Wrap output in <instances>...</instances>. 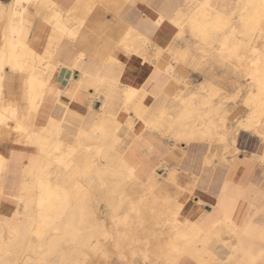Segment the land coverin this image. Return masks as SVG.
I'll return each mask as SVG.
<instances>
[{"label": "rangeland", "instance_id": "rangeland-1", "mask_svg": "<svg viewBox=\"0 0 264 264\" xmlns=\"http://www.w3.org/2000/svg\"><path fill=\"white\" fill-rule=\"evenodd\" d=\"M124 1L94 0L81 16L68 11L69 0L58 6L49 2L44 6L50 7L52 14L56 10L63 18L70 19L66 23L68 29L79 30L78 34H81L101 19H105L106 24L117 22V12ZM252 1L170 0L168 10L159 16L170 22L154 39L126 26L118 40L119 29H105L103 33L109 36L112 48L107 49L108 56L121 48L127 55L143 57L146 67L142 69L147 71L142 73H148V77L136 86L127 87L116 78L99 77L93 88L95 93L107 94L106 87L122 91L114 99V103L121 106L120 110H113L111 115L102 113L101 120L82 128L77 134L54 124L39 131L33 125L38 111L31 110L27 94L13 103L5 102L3 96L0 98V110L5 112L2 118L5 121L0 120V130L13 135L19 142L25 141L39 148L41 171L48 173L52 183L57 182V189L71 193L72 202L67 206L69 213L66 212L70 214L68 220L71 215L73 218L71 222L65 220V213L58 222L60 225L64 222L65 228L63 225L53 230L47 227L41 237L32 234V240L29 239L30 228L38 225L40 220L35 199L38 190L36 185L23 190L9 212L1 190L2 170L0 264H175L183 256L195 258L201 264H247L250 257H254L253 264H264V252L241 253L237 248V238L246 233L245 230L264 227V170L255 177L254 189L246 196L244 212H247V220L240 213L235 218L238 205H231L228 210L236 224L224 220L205 237V233L192 232V229L202 231L197 222H183L182 206L165 188V183H177L176 170L167 179L156 175L141 180L136 176L137 162L122 152L125 149L120 138L121 117H118L119 114L126 115L127 126H132L130 115H135L148 129L173 143L175 150L180 152H175V167L201 166L213 170V175L208 177L210 185L226 182V176L214 172L217 167L228 164L236 137L247 131L241 125L247 121L257 124L259 131L253 133L264 138V90L259 84L264 81V7L255 11L254 6L251 7ZM201 5L220 19L217 27L208 28L207 35L195 34L184 27L187 18ZM94 32L102 35L101 31ZM171 66L173 73H164L167 81L164 76L158 77ZM153 93L158 95L153 106H148L144 95ZM79 117L85 119L86 116ZM85 154L90 157L87 175L82 174L87 171L86 167L76 166ZM259 162L264 166V161ZM168 165L167 160L161 171L168 170ZM77 167L79 173L75 174ZM193 172L188 171L192 180L196 182L202 178ZM68 178L71 180L66 183ZM188 193L192 197L195 192ZM205 216L211 217V213L204 211L200 219ZM57 230L62 233L56 234ZM53 234L60 240L57 237L59 245L52 250L49 239L55 236ZM48 251L54 252L43 255Z\"/></svg>", "mask_w": 264, "mask_h": 264}, {"label": "crops", "instance_id": "crops-1", "mask_svg": "<svg viewBox=\"0 0 264 264\" xmlns=\"http://www.w3.org/2000/svg\"><path fill=\"white\" fill-rule=\"evenodd\" d=\"M37 1L30 0L28 3L26 0L23 1L20 8V15L23 17L16 19L22 30L20 40L27 47L29 45V48L34 51L32 63L29 56L22 62L28 66L34 63L33 66L36 65L37 73L43 72L44 77L41 74L38 75L46 81L44 94L47 95L48 90L50 92L48 93L50 96L48 104H40L38 117L33 125H36L39 131L50 124L62 125L68 129L69 133L77 134L82 128L91 127L95 125L96 120H101L102 113L111 115L113 110H120L121 106L114 103V99L122 91L119 92L111 87H106L107 94L102 93L100 96L95 93L93 88L97 85L99 77L116 78L123 84V87H127V85L136 86L148 77V73H142L147 71L146 68L142 69L145 66L142 62L143 57L136 54L127 55L121 48L115 49L108 56L107 49L112 50V48L108 39L109 36L104 35V30L119 29L117 35L119 40L123 36L122 31L125 30L124 28L130 26L145 36L154 39L161 29L165 31L167 23L170 22L164 20L163 24L158 23V17L168 10L170 0H125L117 12L118 21L106 24L105 19L104 21L101 19L100 22L93 23L95 28L89 25L91 28L79 34L81 36L87 35L84 38L80 37L82 40L85 39L83 43L79 39L77 43L70 37L62 38L59 43H52L49 39L50 17L48 18L52 12L46 6L38 5ZM53 1L58 4H65V0ZM12 2L13 0H0V7H2L0 11L4 9V12H0V33L3 28H7L8 17L12 13ZM69 2L67 8L71 9L77 0H69ZM8 11L10 13H7ZM5 13L10 15L7 16ZM107 26L108 28H106ZM95 30L97 32L101 31L102 35L99 32L95 34ZM1 35L0 49L4 43V36ZM94 35L98 39L97 44ZM175 41L176 37L172 40L171 46ZM146 63L153 65L148 61ZM10 71L12 70L7 66L3 72L6 81L2 89V96L7 103L18 101L20 96L27 94L25 78L29 74L28 72ZM158 93L144 95L145 101L149 102L148 106H153L152 102ZM79 116L86 117L83 119ZM119 116L121 117L120 138L125 149L122 152L123 155L137 162L136 176L138 178L147 180L158 175L167 179L173 173L172 171H177V183H165V188L171 192L172 196L177 198L178 203L182 206L183 222L186 221L190 224L197 222L204 233L211 232L214 226L216 227L224 218H228L236 224L228 210L234 204L238 205L234 217L236 218L240 213L245 215L247 220V212H244V208L247 206L245 201L254 189L255 177L264 170V166L259 162V160L264 161V138L253 132H241L234 141L235 146L231 150L233 155L228 157V164L224 167H217L216 172H214L226 176V182L216 184L213 182L210 185L209 178L213 175V170H207L201 166L175 167L173 163L175 152L177 154H180V152L175 150L173 143L168 142L158 132L148 129L145 122L135 118V115H130L133 121L132 126H127L126 123L129 122V119L126 115L119 114ZM4 138L10 143V148L9 161L6 163L3 172L1 190L4 193L5 208L10 212L23 190L33 185L32 178L41 171L42 156L39 148L37 149L30 143L19 142L8 132L4 135ZM183 148L185 149V147ZM167 160L170 164L168 170L161 171L162 165ZM189 170H193V173L202 176V178L195 182L188 177ZM188 191H194L195 193L191 197ZM204 211L211 213V217L205 216L206 218L200 219ZM239 227L241 230L244 228L243 225ZM245 232L237 238L238 250L241 253L250 252L252 254L264 252V240L261 238L264 235V227H250V230L247 229ZM175 264L201 263L195 258L183 256Z\"/></svg>", "mask_w": 264, "mask_h": 264}, {"label": "bare ground", "instance_id": "bare-ground-1", "mask_svg": "<svg viewBox=\"0 0 264 264\" xmlns=\"http://www.w3.org/2000/svg\"><path fill=\"white\" fill-rule=\"evenodd\" d=\"M23 1L25 0H13L12 2V13L11 15H7L5 13V15L9 16L8 18V23H7V28H3V29H6V30H3L2 29V32L0 33V35L2 34L4 36V43H3V46L2 48L0 49V98L2 97V89H3V86L5 84V81H6V77L5 75L3 74V72L5 71L6 67L8 66L12 71H21V72H28V77L25 78V82H26V87H27V95H28V98L27 100H30V108L31 110H34V111H38L39 110V106L40 104L42 105H46L48 104L49 100H50V96L48 93L49 90H48V93L47 95L44 94V89H45V86H46V81L43 80L40 76V78L38 77V74L42 75V73H37L36 71V65H30L28 66L27 64L23 63L22 61H25L26 59L25 58H29L31 57V63H32V56H34V51H32L30 48H29V45L28 47L20 40V34L22 32L20 26L18 25V21L16 20L17 18H20V17H23L21 16L20 14V8L22 6V3ZM30 1V0H29ZM36 1V0H35ZM51 2H49L48 0H38L37 3L38 5H42L44 6L46 4L47 6V3L49 2L50 5H55V6H58L59 4L56 3L55 1L53 0H50ZM116 1V0H115ZM112 0V2H115ZM124 1V0H123ZM28 3V0L26 1ZM94 0H77L76 4H74L72 6L71 9H68V11H70L71 13H73L74 15H82L86 12L87 9H89L92 4H93ZM107 2V1H105ZM119 2V1H118ZM32 3V2H31ZM36 3V2H35ZM11 4V3H10ZM108 4V3H107ZM115 4V3H114ZM119 4V3H118ZM2 5V4H1ZM33 5V4H32ZM48 5V6H50ZM123 5V3H122ZM3 6V5H2ZM41 6V7H42ZM254 6V10L255 11H258L260 7H264V0H254L252 1L251 3V7ZM40 7V6H39ZM45 7V6H44ZM53 7V6H52ZM2 7H0L1 9ZM11 8V7H10ZM9 8V10H10ZM34 8V7H33ZM35 8H38V7H35ZM48 8V7H47ZM6 9V8H5ZM50 9V7L48 8ZM104 9V8H103ZM4 10V9H3ZM0 11V12H4V11ZM97 10V9H96ZM24 11V10H23ZM44 11V10H43ZM54 11V10H53ZM46 12V11H45ZM7 13H10L9 11ZM2 14V13H1ZM27 14V13H26ZM3 17V15H1ZM6 16V17H7ZM48 16V15H47ZM62 14L58 13L56 10L54 11L53 14H51V16L49 15L48 18L50 17V21H49V24H50V41L53 43V42H57L59 43V41L67 36V37H71L72 39H74L76 42L82 39H80V37H85L87 35H84V36H81L78 34L79 30H77L78 32H75L74 30L73 31H70V29H68L66 23H69L70 22V19H66V17L63 16ZM5 18V17H4ZM161 17H159V24L162 23V21H164L166 19H164V17L162 16V18L160 19ZM187 18V17H186ZM26 19V18H25ZM2 20V19H1ZM4 20V19H3ZM22 20V18H21ZM39 20V19H38ZM4 22H6V20H4ZM22 23V21H21ZM83 23V22H82ZM81 23V24H82ZM220 23V19L215 15L213 14L211 11H209V8H207L205 5H201L200 6V9H198L195 14L193 13L192 16L188 17L186 22H185V29H190L192 32H194L195 34H201V35H207V32H208V28L210 27H217V24ZM24 25V24H23ZM34 25V24H33ZM22 26V24H21ZM81 28V27H80ZM23 29V28H22ZM58 30V32H57ZM27 31V30H26ZM164 31V30H163ZM162 32V30L158 33L160 34ZM139 33V32H138ZM87 34V33H86ZM141 34V33H140ZM157 34V35H158ZM1 35V36H2ZM127 35V34H126ZM144 35V34H143ZM29 36V35H28ZM33 36V35H32ZM97 36V35H96ZM129 36V34H128ZM32 38V37H31ZM157 38V37H156ZM70 39V38H69ZM88 39V38H87ZM85 39L82 40V43L84 42ZM94 40L96 42V44L98 43V39L95 37L94 35ZM89 41V40H88ZM3 42V40H2ZM1 42V43H2ZM78 43V42H77ZM80 43V42H79ZM90 43V42H89ZM81 44V43H80ZM51 47V45H50ZM51 50V49H50ZM49 54V52H47ZM54 53V52H53ZM45 54V53H43ZM47 54V55H48ZM52 55V54H51ZM29 56V57H27ZM38 56V55H37ZM45 56V55H43ZM49 57V56H48ZM38 59V58H37ZM36 59V60H37ZM47 59V58H46ZM41 61H42V56H41ZM38 62H40V60L38 59ZM145 62V60H144ZM36 63V61H35ZM37 64V63H36ZM40 64V63H39ZM49 65V64H48ZM39 66V65H38ZM42 67V66H41ZM42 70V68H41ZM47 70V69H46ZM10 71V72H12ZM39 71V70H38ZM173 68L172 66L169 68L167 67L166 70L163 72H161L160 74H158V77L162 78V76L166 77V75L164 73H173ZM7 72V71H6ZM9 72V71H8ZM20 73V72H19ZM162 74V75H161ZM170 75V74H169ZM43 76V75H42ZM44 77V76H43ZM157 77V78H158ZM159 78L157 80V82L159 81ZM166 81H167V77L165 78ZM171 79V78H170ZM261 83L259 84H262V88L264 90V81H260ZM156 83V82H155ZM47 89V88H46ZM47 91V90H46ZM23 94V93H22ZM262 94V93H261ZM29 103V101H27ZM264 105V103H263ZM127 106V105H126ZM263 107V106H262ZM152 108V107H151ZM183 108V107H182ZM2 109V108H1ZM141 109V108H140ZM149 109V108H148ZM7 110V108H6ZM11 110V109H10ZM8 110V112L10 111ZM151 110V109H150ZM12 111V110H11ZM148 111V110H147ZM146 111V112H147ZM4 112V110H3ZM1 110H0V120L4 117V113H3ZM8 112L6 114H8ZM39 112V111H38ZM182 112V111H180ZM141 113V112H140ZM16 114V112H15ZM146 114V113H145ZM36 115V114H35ZM162 115V114H161ZM257 115V114H256ZM11 117L13 116V114L10 115ZM37 116V115H36ZM259 116V115H258ZM163 117V116H162ZM37 118V117H36ZM6 119V118H5ZM15 119V118H14ZM4 120V119H2ZM8 120V119H7ZM17 121V118L15 119ZM252 120V119H251ZM5 121V120H4ZM4 121H2V123H4ZM10 121V120H8ZM36 121V120H35ZM158 121V120H157ZM8 124V122H6ZM5 123V124H6ZM17 124V122H14V124ZM20 123V122H19ZM23 123V122H21ZM48 123V122H47ZM10 124V122H9ZM3 125V124H2ZM157 125V124H156ZM5 125H3L4 127ZM19 126V125H18ZM210 126V125H209ZM14 127V126H13ZM241 127L244 129V130H247V131H251V132H258L259 131V127L257 124L255 123H252L250 121H247L245 123H243L241 125ZM7 128V127H5ZM9 129L11 128L10 126L8 127ZM207 128V127H206ZM18 129V128H17ZM42 129V128H41ZM208 131V130H207ZM26 132H24L25 134ZM7 134L6 131L4 130H0V172L3 170V172L5 171V167H6V163L9 161L8 160V154H9V148H10V143L4 138V135ZM23 134V135H24ZM26 135V134H25ZM49 135V134H48ZM203 135V134H202ZM37 136V135H35ZM182 136V134H181ZM190 137V136H189ZM188 137V138H189ZM45 138V137H44ZM192 138V137H191ZM13 139V138H12ZM11 139V140H12ZM21 139V138H20ZM10 140V139H9ZM15 140V139H14ZM45 140H47L45 138ZM45 140L43 139V141L45 142ZM28 141V140H27ZM26 141V142H27ZM38 141V140H37ZM41 141V140H40ZM187 141V140H186ZM13 142V141H12ZM25 142V141H24ZM23 142V143H24ZM48 142V141H47ZM5 143H7V145H5ZM28 143V142H27ZM39 143V142H38ZM48 144V143H47ZM25 146V144H24ZM235 150L238 152V150L235 148ZM57 151V150H56ZM102 153V152H101ZM72 157V156H71ZM32 158V157H31ZM90 157L88 155H84L81 159L80 157V163H76L77 165L76 166H79V165H82L83 167H86L87 168V171H83V173H86L84 175H87L88 174V170H89V159ZM119 158V157H118ZM260 158V157H258ZM59 159V158H58ZM61 159H63L61 157ZM62 161V160H61ZM78 161V162H79ZM122 163V162H121ZM70 164V162H69ZM123 165V164H121ZM41 168V166H40ZM90 172V170H89ZM78 174L79 173V167H77L75 169V174ZM118 173V171H117ZM3 174V173H2ZM7 174V173H6ZM1 175V174H0ZM83 175V176H84ZM121 175V174H120ZM119 175V176H120ZM122 176V175H121ZM120 176V177H121ZM9 177V176H8ZM118 177V176H117ZM126 177V176H124ZM3 178V177H2ZM7 178V177H6ZM14 178V177H13ZM1 179V178H0ZM15 179V178H14ZM2 180V179H1ZM18 181V179H16ZM71 180L70 178L67 179L66 183ZM2 183V182H1ZM18 183V182H17ZM32 187L34 185H36V189L38 190L37 191V196H36V205L38 207V215H39V223L38 225H35V227L33 228H30L31 230L30 233L28 234V238L32 240V234H36L38 237H41V235L45 232L44 230L48 227V229L52 228L53 229H57L58 226L60 225V223L58 224L59 220L61 217L64 216V214L66 213V217L64 218L66 220L67 218V221L71 222L73 220L72 218V215L70 216L69 220H68V210L67 209V206L69 205L71 201V193L68 192V191H60L57 186V182H54L52 183L49 178H48V173L46 172H38V174H36L33 178H32ZM65 183V182H64ZM3 185V184H2ZM7 185V184H6ZM31 188V187H29ZM29 188H25V189H29ZM24 189V190H25ZM30 191V190H29ZM35 191V190H34ZM15 192V191H14ZM16 193V192H15ZM73 196V194H72ZM75 197V196H74ZM23 201V200H21ZM71 204V203H70ZM33 205V204H32ZM176 205V204H175ZM177 206V205H176ZM174 207V206H173ZM26 208V207H25ZM71 208V207H70ZM139 208V207H138ZM2 210V209H1ZM67 210V212H66ZM148 210V209H147ZM175 210H176V207H175ZM82 213V212H81ZM225 217H227L225 215ZM64 220V221H65ZM224 220L226 221H230L228 218H224ZM222 220V221H224ZM35 221V220H34ZM63 221V219H62ZM220 221V222H222ZM20 222V221H19ZM66 222V221H65ZM68 222V223H69ZM219 222V223H220ZM231 222V221H230ZM35 222H33L34 224ZM218 223V224H219ZM63 226L65 225V223L63 222L62 224ZM60 225V226H62ZM14 226V225H13ZM59 226V227H60ZM62 226V227H63ZM67 226V225H65ZM64 226V228H65ZM61 227V228H62ZM215 227V226H214ZM60 228V229H61ZM48 229H47V233L48 232ZM63 229V228H62ZM216 229V228H215ZM228 229V227H227ZM59 230H57L55 233H62V231L58 232ZM65 231V230H63ZM192 232H197L198 234H201V233H204L200 230H196V229H192ZM238 232V231H237ZM53 231L50 233L52 234ZM211 234V233H210ZM55 235V234H53ZM63 235V234H62ZM205 237L209 236V233H205L204 234ZM203 235V236H204ZM48 236V235H47ZM199 236V235H198ZM49 237V236H48ZM58 236H52L49 240H50V248H56L58 245H59V240L57 238ZM63 237V236H62ZM197 237V236H196ZM23 238V237H21ZM20 238V239H21ZM37 238H35L34 240H36ZM262 239L264 240V235L262 236ZM23 240V239H22ZM21 240V241H22ZM13 241V240H12ZM39 241V240H38ZM28 242V241H27ZM37 241H33V243H36ZM23 243V242H22ZM43 245H45V242L44 244L42 243V247H44ZM46 245L47 247L48 244L46 242ZM23 247V246H22ZM21 247V248H22ZM41 247V245L39 246ZM20 248V249H21ZM49 249V248H48ZM53 250V249H52ZM52 252V253H51ZM54 251H48L46 252L45 254L43 253V255L45 256H49L53 254ZM179 253V252H178ZM48 254V255H46ZM178 255V254H177ZM263 255V254H262ZM65 257V256H63ZM19 258V256H18ZM182 258V257H181ZM250 261L247 263V264H253L252 263V260L254 259V257H250ZM33 259V258H32ZM52 259V258H51ZM259 259V258H258ZM2 264V263H1ZM5 264V262H4ZM6 264H9V263H6Z\"/></svg>", "mask_w": 264, "mask_h": 264}]
</instances>
